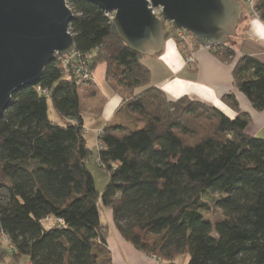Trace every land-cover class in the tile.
<instances>
[{
  "label": "trees",
  "instance_id": "obj_1",
  "mask_svg": "<svg viewBox=\"0 0 264 264\" xmlns=\"http://www.w3.org/2000/svg\"><path fill=\"white\" fill-rule=\"evenodd\" d=\"M72 5L75 53L92 55L90 80L78 85L54 58L35 86L16 91L0 119V235L10 240L0 238V260L112 264L102 209L125 241L159 264H264V138L247 134L250 116L233 94L222 101L234 119L186 98L169 102L151 84L144 55L118 39L112 21L91 4ZM255 12L264 22V0ZM163 29L175 38V29ZM187 37L190 51L201 48ZM206 49L235 62L228 44ZM103 64L106 82L141 126L101 130L97 163L109 180L100 194L87 167L82 116L83 100L98 97L92 74ZM232 71L235 89L262 112L264 64L242 56Z\"/></svg>",
  "mask_w": 264,
  "mask_h": 264
},
{
  "label": "water",
  "instance_id": "obj_2",
  "mask_svg": "<svg viewBox=\"0 0 264 264\" xmlns=\"http://www.w3.org/2000/svg\"><path fill=\"white\" fill-rule=\"evenodd\" d=\"M72 1V0H71ZM112 15L118 39L134 53L161 49L170 23L201 48L227 45L235 36L240 7L232 0H73ZM66 0H0V119L17 90L35 86L57 55L74 49L68 28L75 15ZM160 9V18L153 11Z\"/></svg>",
  "mask_w": 264,
  "mask_h": 264
},
{
  "label": "crops",
  "instance_id": "obj_3",
  "mask_svg": "<svg viewBox=\"0 0 264 264\" xmlns=\"http://www.w3.org/2000/svg\"><path fill=\"white\" fill-rule=\"evenodd\" d=\"M233 2L240 7V18L236 25L235 36L228 43L235 51V62L232 65L224 64L214 58L206 48H196L195 51H191L196 62L193 69H191L184 62V56L176 44L177 40L171 35L164 38V43L158 53L144 56L142 63L149 69L151 84L161 90L169 102L186 98L192 102H200L218 109L225 116L234 119L236 112L222 101V98L227 94H233L240 111L249 115L252 120L246 131L247 134L251 137L264 138V110L257 112L252 104H249L245 96L235 89L232 75L237 59L242 56H251L264 64V22L257 17L247 0H234ZM252 2L256 4L257 0H252ZM104 66L105 75L106 65ZM93 81L99 89L97 98L100 100H96V102L91 104L89 111L92 116L96 115L98 117L104 115L102 106L106 105L108 101L105 99L103 89L96 84L95 77H93ZM104 83L113 107L111 112L104 115L105 121H103L104 125L102 127H91V129L89 127L97 137V132L103 130L105 126L123 124L120 121H116V116L118 113L125 111L123 98L110 88L106 82V77H104ZM88 107V105L84 107L82 117H84ZM52 121L54 120L52 119ZM54 122L60 123L58 118ZM62 123H67V121ZM82 123L85 128L84 119ZM48 222L55 223L54 220L50 219ZM108 222H111L112 229L110 232L106 229L108 234L106 245L112 256V264L160 263L159 260L154 261L152 256L136 250L132 244L120 236L111 220L110 211L108 212Z\"/></svg>",
  "mask_w": 264,
  "mask_h": 264
},
{
  "label": "rangeland",
  "instance_id": "obj_4",
  "mask_svg": "<svg viewBox=\"0 0 264 264\" xmlns=\"http://www.w3.org/2000/svg\"><path fill=\"white\" fill-rule=\"evenodd\" d=\"M71 6V4H70ZM171 26L170 23L165 24V28L168 29V27ZM68 33V32H67ZM72 36V35H71ZM73 37V36H72ZM104 70H105V66H100L96 69L93 77H95V82L97 85H99L103 91H104V96L105 99L108 101L106 105L102 106V110L104 115H106L107 113L111 112V109L113 107V104H111V99H109L108 96V92H107V88L104 86ZM96 100H100L99 98H93V99H86L83 100V108L86 107L87 105L89 106L86 110V113L84 114V122H85V128H84V134H85V139L87 141V145L90 148L91 151V157L89 158L88 162H87V167L90 171V173L92 174V178H94V183H95V189L98 191V193H102L104 191V187L107 185L108 183V173L105 172L104 170L101 169V167H99L97 161H98V156H97V148H96V144L98 146V142L100 141L99 138H96L97 135L95 133H93L90 129L91 127H102L104 125L105 121V117L104 115L101 116H92L90 113V105L93 104L94 102H96ZM48 113L51 119H53L54 121H57V116L55 113H53L52 107H51V102H48ZM125 111H122L120 113L117 114L116 116V121H120L123 123V125H125L127 128L129 127L130 129H135V128H139L141 125H138L136 123V121L134 120V115L132 112H129L128 110H126L124 108ZM84 111V110H83ZM106 124V123H105ZM90 127V129H89ZM88 128V129H87ZM101 131V130H100ZM99 132V131H98ZM97 132V133H98ZM97 139V140H96ZM263 139V138H262ZM96 142V144H95ZM100 220L101 223H103L106 227V229L110 232L112 229V225L111 222H108V211L106 210H100ZM212 216H215L214 214H212ZM213 219H216L214 217H212ZM51 223V222H50ZM49 226V225H47ZM4 243V242H3ZM0 264H28V260L26 257H21L20 261H15V260H0Z\"/></svg>",
  "mask_w": 264,
  "mask_h": 264
},
{
  "label": "built area",
  "instance_id": "obj_5",
  "mask_svg": "<svg viewBox=\"0 0 264 264\" xmlns=\"http://www.w3.org/2000/svg\"><path fill=\"white\" fill-rule=\"evenodd\" d=\"M247 3H249V5L254 9V13L256 14L255 4L252 2V0H247ZM65 6L70 11H72L75 16H78V14H76V12L74 11L71 0H66ZM160 12H161L160 9L153 11L155 16L158 18H160ZM106 16L108 17L109 20L112 21L113 14L109 16L106 15ZM68 33H70L73 36V34L71 33L70 26L68 28ZM175 40H177L179 44H182V47H180V51L182 52L184 56V62L189 68L193 69L196 62H195L193 53L187 48V45L189 44L187 33L183 30L176 31ZM55 59L57 60V62H60L61 67H63L64 69H67L69 67L71 68L73 78H75V81L78 85H81L84 82H87L88 80H90L91 78L90 77V70H91L90 65H91L92 55H81V54L79 55L75 53V49H74L68 56H58L57 55ZM43 95L47 96L48 92L43 90ZM102 136H103L102 131H99L98 138L100 139ZM97 147L98 148L101 147L100 141L98 142ZM58 224L61 225L62 223L58 221ZM0 238L2 239L4 243L9 245L10 240H8V238H6L3 234L0 235ZM152 259L154 261L159 260L157 257H152Z\"/></svg>",
  "mask_w": 264,
  "mask_h": 264
}]
</instances>
